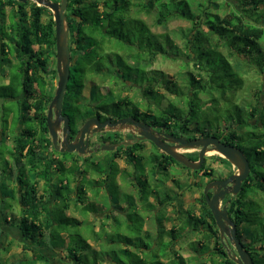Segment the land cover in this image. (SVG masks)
I'll use <instances>...</instances> for the list:
<instances>
[{"label":"trees","instance_id":"trees-1","mask_svg":"<svg viewBox=\"0 0 264 264\" xmlns=\"http://www.w3.org/2000/svg\"><path fill=\"white\" fill-rule=\"evenodd\" d=\"M6 4L12 8L8 16L9 25L5 23ZM28 4L29 0L25 3L0 0V34L3 38L10 37L9 42L3 45L9 46L11 51L14 49L19 59L12 69L11 82L0 86V95H23V100L17 101L19 109L14 123L18 122L22 111L21 118L27 125L23 134L15 135L13 147L4 141L0 142V146L6 148L4 155L8 153L15 156L18 164L22 163L23 158H27L18 170L19 179L22 184H26V189L6 191L4 184L0 186V222L3 220L13 230H18L24 241L23 247L33 253L32 259L21 264H33L40 259L48 260V251L59 254L63 250L66 251L63 257L70 264H132V259L125 261L119 256L116 247H112L111 243H115L117 239L136 246L139 250L137 252L141 254L144 249L149 251L151 255L148 258L145 254H137L140 261L146 258V262L142 261L141 264H191L176 249L178 241H174L182 235L190 239L184 249L200 254L189 258L192 263L236 264L228 256L227 243L220 239L216 220L204 193L197 199L200 201L198 212L195 210L196 204H192L185 211L181 209L179 214L182 216L171 217L170 228L165 226L164 220H159L160 230L157 235L161 239L157 248H154L152 242L157 235L154 236L147 230L144 236L151 239V242L138 243L125 232L110 234V230L104 226L99 232L86 218L81 220L68 216L66 210L72 205L79 208L84 216L99 211L96 201L81 205L84 191H77L75 196H71L72 191L61 189L36 191V185L28 182L31 173L38 168L40 171L36 175L39 178L49 180L51 176L50 164L38 159L40 148L38 149L32 136V129L39 128L42 141L40 145L48 147L44 144L49 139L45 136L48 131L47 111L55 91L48 74L53 72V78L58 75L57 70L50 64L51 56L56 55L53 13L48 7L36 3L30 7L29 12L26 10ZM155 10L156 24L163 27L176 17L186 19L191 24L190 27L178 31L186 39L185 46L188 50L181 56L184 57L183 66L187 67L190 63L187 59H191L196 67L189 75L184 73L182 85L163 75L159 80L147 71L146 65L158 55L179 56V47L173 44L168 34L159 36L153 33L157 38L152 43L151 26L142 15H149ZM121 11L123 16L120 15ZM66 13L70 25L69 45L74 53L64 97V111L71 118V126L86 116L82 104L85 100L84 88L89 78L100 77L111 84L103 92L94 79L91 81L92 101L102 104L103 108L117 106L121 109L133 106L137 111L140 102L121 95L126 86L143 90L146 96L154 97L158 102L162 96L156 89L159 85L177 97L184 98V107H179L177 101L171 100L167 107L157 108V114H151V118L164 124L176 136L188 137L193 133L190 139L199 135L222 137L223 141L243 150L250 161L251 173L243 181L238 195L233 198L229 214L234 217L237 236L253 257L254 263L264 264V106L233 100L243 85L242 75L247 68H253L259 74L264 73V0H69ZM45 14L48 18L43 21ZM127 18L133 19L138 25L137 28L130 26L126 32L119 30L118 21L123 23ZM6 27L11 28V31L6 30ZM163 38L166 40L163 41ZM34 45L40 48L34 49ZM221 48L227 50L228 56ZM133 74L134 79L131 77ZM116 96H120V99L115 104ZM259 99L260 93L257 101ZM188 154L193 159L198 157L197 151ZM216 158L227 160L220 155ZM157 159L152 153L150 162L154 166ZM174 161L173 157H167L168 165ZM4 163L3 176L13 171L8 162ZM103 166L107 172L110 171L103 183L118 193L111 178L119 168L113 160H105ZM61 167L58 174L60 182L64 178L71 181L81 172L78 165L67 169L61 162ZM202 170L204 176L213 175L211 168L203 167L200 171ZM164 174L166 180L171 179L170 172L166 169ZM173 181L178 187H183L179 179ZM91 184L96 187L95 182ZM95 193L97 199L98 191ZM148 193H139L141 201L146 200ZM155 194L159 192L155 191ZM166 194L165 198L169 200L170 191ZM53 198H56L54 203H49ZM121 199L130 204V207H122V201L117 202L115 207L126 213H123V220L113 217V212L107 215L108 219L114 221L112 229L143 232L144 218L135 210L133 197L124 194ZM5 201L10 206H14L15 201L19 213L5 215ZM57 205L59 206L55 211H59V214L55 216L54 206ZM147 206L151 208L153 204L148 203ZM74 226H77V232L72 229ZM130 226L135 228L131 229ZM192 234L197 235L196 238L191 237ZM74 236H78L79 241L67 245L65 239ZM89 236L97 243H102L107 238L103 243L109 244L106 247L102 244L101 249H98L88 241ZM165 236L169 239L165 240ZM133 251L127 252L136 253ZM1 260L2 257L0 264H8Z\"/></svg>","mask_w":264,"mask_h":264},{"label":"flooded vegetation","instance_id":"flooded-vegetation-1","mask_svg":"<svg viewBox=\"0 0 264 264\" xmlns=\"http://www.w3.org/2000/svg\"><path fill=\"white\" fill-rule=\"evenodd\" d=\"M3 1L5 2L7 0H3ZM17 1H21V0H17ZM1 17L2 16H0V19ZM9 24H10V19L8 17V21L6 25H9ZM6 30L10 32L11 28L9 29L6 27ZM1 35L2 34H0V72L4 74L5 71L7 70L8 74L7 73L4 74V78H6V80L0 81V86L9 84L11 82L12 69L18 64V61H19L17 52L14 51V49H12L11 51L9 46L3 45L5 42H9L10 37L3 38V36ZM69 43H70V33H69ZM73 53L74 51L71 50V63H72ZM11 57H14L13 61H11L12 60ZM56 63H57V60H56ZM49 75H53V72H50L48 76ZM93 79L95 80V78ZM91 81L92 79L89 78L84 88V91H85V89L87 88V84H90L89 94L84 93L85 100L83 101V104H82L84 105L82 110L84 114H86V116L81 118L76 125L71 126V118L64 111V108H65L64 100H63V107H62V114L69 117V133H67L68 142L78 143L80 149H83L84 152H80L78 150L69 152V151H61L60 149H58L53 142V137L50 134L49 128L45 135L49 139L48 141L44 143L45 145H48V147L47 146L42 147V145H40L42 141L40 140L39 128L32 129V133H33L32 136L36 140V145L38 146V149L40 148V150H38V153L40 154V157L38 159L42 160L43 163L48 162L50 164V168H51L50 175L51 176L49 180H46L43 177L39 178V176L36 175L40 171V168H38L37 171L32 172L31 175L29 176L30 178L34 177L35 182H32L30 178L28 179V182L36 185V189H35L36 191H58L61 189V191H72L71 196H75L77 194V191L79 190L84 191L83 197H82L83 202L81 203V205L85 206L88 203L96 201V203L98 204V207L100 208L99 200L102 199V196H104L103 192L105 191V189H107V187L105 186V182L103 183V179L107 178L108 177L107 174L110 172V171L108 172L106 171L107 164L105 168L106 170L103 169L104 167L103 164L105 160H109V161L113 160L115 161V164L119 168V171L114 173L113 177L111 178L112 179L111 181H113V183L115 184V187L118 190V194L120 198L123 197L124 194H128L133 197V202H134L133 206L135 210L139 211L144 218L143 232L146 231V230L144 231L145 213L149 214L153 211L155 215V220L157 221V228L159 232L160 230L159 220L160 219L164 220V217H165L164 212L166 209L165 206L167 205L169 201L175 198V196L172 195L171 191H170L171 197L169 200L165 198L167 194H163L162 198L160 197L161 195L160 191L165 190L167 188L166 186L167 181L164 178L165 176L164 170L166 169V171L168 172L173 170L176 173V169H183V170H188L191 172H202L203 174L204 170L202 171L200 170L203 167L207 168L206 163H205L206 157H205V161L203 163L202 168L199 170H193L191 168H188L176 160L174 162H171L168 165L167 157L170 155H168L163 150H161L153 141L143 138L139 134L140 128L136 125V123L138 122H143V123H147L151 125L153 128V131L161 139H164V136L166 133L175 135L174 133H172L171 130L167 129V127L164 124L159 123L158 121L153 120L151 118L150 101H147V98L144 96V100L146 104L142 106L140 103H138L137 111H135V108L133 106H129V108L124 107L121 109L118 108L117 106H108L106 108H103L102 104L92 101V95H91L92 82ZM56 86H55V90H56ZM54 95H55V91H54ZM23 98L24 97L22 94H20L19 96H15V97H8V96L0 95V142L4 141L7 145H10V147L14 146L15 135L23 134L27 126L21 118V116L23 115L21 114L22 111L20 112V119L18 120L17 123H14L18 115V113H16L15 108H17V111L19 109V104L17 103V101L23 100ZM7 100L15 101L17 103V107L5 108L4 102H6ZM118 101L119 99L115 101V104ZM49 106H48V111H49ZM48 111H47V114H48ZM54 119H56L55 109H54ZM89 120H97L98 124L93 123L90 127V130L85 133L84 137H82L81 134L79 135L80 130L83 127V125ZM104 122H106L105 125H103ZM64 125H65L64 121L61 120V127L63 128ZM200 136L201 135H199L198 137ZM64 138L65 136L61 129V131L59 130L58 132V145L60 147H62V142ZM219 138L223 141L222 137H219ZM7 139H11L10 144L7 143ZM171 145H174V143H171ZM181 150H184V149H180V151ZM194 151L198 152V157L196 159L191 158L188 152L186 153L183 151L181 152L185 153L186 156H188L189 158L193 160H198L199 159V149H196ZM152 153H154L158 157V159L155 161V166L152 164V162H150ZM6 155H9V154L6 153ZM12 158H13L12 163L9 161L7 162L10 164L13 171L9 174L5 173L3 176L4 171L0 170V186L1 184H4L6 186V191H24L26 189V184H22V181L19 179L18 170L23 165V162L27 161V158L26 157L23 158L21 164L17 163L15 156H13ZM61 162L64 163L67 169H71L75 165H78V167L81 168L80 174L74 177L73 179H71V181L68 178H64L60 182V178L58 174L60 173V169L62 168ZM152 166H154V173L152 172V169H153ZM162 167H164L165 169H163ZM233 173H230L226 175L225 177H216L214 175L206 176L208 179L206 184H208L209 182L215 181V180L226 179ZM123 177L126 178V180L128 181V185L130 187L129 190H127L126 188ZM174 179L176 178L173 177L170 180H174ZM92 182H95L96 187H94L91 184ZM54 183H56V185ZM230 185L231 184H228L227 188H229ZM153 189L154 191H152ZM204 189L205 187L203 188L202 193H204ZM223 189L224 187H221V190ZM131 190H134V191H131ZM215 190H216L215 188L211 189L209 191V194L211 193V196H212ZM96 191H98V194H99L97 199H96V193H95ZM155 191L159 192V194H155ZM144 192H149V193L147 194L146 200L141 201L139 197V193H144ZM235 196L236 195H232L230 192L226 193L225 198L221 202V206H224V205L227 206L228 212H229L230 204ZM152 198L153 200L157 202V205L153 203ZM199 198H201V194L199 195ZM49 201L51 202V199ZM160 201H162V203ZM175 202L178 203L177 201H174V203ZM138 203L141 204L140 208L136 206V204ZM148 203L153 204V207L151 208L148 207L147 206ZM121 204H122V207H125V206L130 207V204L128 205L126 201H122ZM199 204H200V201H199ZM199 204L197 206H199ZM177 206L181 207L183 211L187 209V208L184 209L182 207L183 205L181 204L180 206L179 203L177 204ZM181 209L179 208L177 209L178 213ZM98 212H101V211L99 210ZM98 212H95V213H98ZM110 212L111 211H109L108 213H105L103 211V213H105V216L110 215ZM120 213H126V211L124 212L121 211ZM230 216L232 219L234 218L232 215ZM100 224H101V229H100V232H101L103 229L102 226H106V225L103 222L102 223L100 222ZM164 224L167 227L165 221H164ZM111 230L112 228L110 229V231ZM156 237H157L156 240H154L152 243H154V245L157 246V244L160 242L161 237H158V235ZM220 239L226 242L227 244L228 243L230 244V239L228 237L224 236L222 238L220 235ZM174 242L177 243V240H175ZM197 255H200V254L193 252L191 250V253H188L187 257H192V256H197Z\"/></svg>","mask_w":264,"mask_h":264},{"label":"rangeland","instance_id":"rangeland-1","mask_svg":"<svg viewBox=\"0 0 264 264\" xmlns=\"http://www.w3.org/2000/svg\"><path fill=\"white\" fill-rule=\"evenodd\" d=\"M54 1H58L59 0H54ZM87 1H91V0H87ZM6 2V1H5ZM38 4L36 1L34 0H29V4L26 7V10L30 12V7L34 4ZM17 7L15 8L16 11ZM14 11V10H13ZM52 11V10H51ZM156 11H153L151 14L149 15H142V17L146 20V22L151 26V30H152V34L155 33L156 35H162V34H168L170 39L173 40V44H175L177 47H179V56L178 57H166L163 55H158L151 63L147 64L146 68L147 71L150 73V75L157 77L159 80L161 79V76H165L167 78L173 79L174 81H177L179 85H182V80H183V76L184 73H186L187 75H189V72L191 70L195 71L196 67L195 64L193 63V60L191 59H187L188 61H190L189 65L187 67L183 66L184 62H183V58L181 56H184L186 52H188V50L186 49V39L181 36V34L178 33V31L180 29H185L190 27V22L187 21L186 19L183 18H174L171 19L170 21L167 22V25L165 27H163L162 25H158L156 24ZM12 12V8L10 5L6 4L5 5V19H6V23L8 21V16L9 14ZM67 12V11H66ZM53 13V12H52ZM67 14V13H66ZM92 12H89V15H91ZM121 16H123L122 11L120 13ZM119 15V16H120ZM120 16V17H121ZM47 14L43 15L42 20L46 21L47 20ZM54 18V15H53ZM121 21V20H120ZM123 21V20H122ZM119 27L118 29L121 31L126 32L128 30V27H136V23L133 19L127 18L125 21H123V23H119ZM138 26V25H137ZM156 36L153 34L152 35V43L154 42V38ZM157 38V37H156ZM159 39H161V37H159ZM166 39L163 38V41H165ZM40 48V46L38 45H34V49H38ZM176 50V49H175ZM221 50L228 56V52L226 49H222ZM11 61L14 60V57H11ZM229 59H232L231 57H229ZM130 61L134 62L133 59H130ZM110 63V61H109ZM55 69H56V55L55 56H51V63H50ZM248 71V72H247ZM5 73L8 74V71L6 70ZM4 73V74H5ZM4 74H2L0 72V81H4L6 80V78H4ZM131 74V73H130ZM131 77L134 79V74L131 75ZM49 80L53 82V85L56 86L57 85V81H58V77L57 78H53L52 75L48 76ZM96 82L101 86V89L103 92H106V89L111 85L109 83V81L103 80L100 77H94ZM93 79V78H91ZM242 79H243V85L240 89H238L237 93L234 95L233 100L239 102V103H246V102H251L252 105H256L258 103V105L260 106H264V73L259 74L257 73L253 68H247L245 73H243L242 75ZM262 87V89H261ZM158 91H160V93L162 94L161 96V100L160 102H158L157 100H155L154 97L151 96H146L143 93V90H139L137 88H129L126 86L125 89L122 90V94L123 96H127L128 98L132 99L133 101L136 102H140V104L143 106L145 103L144 100V96L147 98V101H150V111L151 114L156 113V109L157 108H165L169 105V103L171 102V100H175L177 101V104L179 107H184V98H179L177 97L175 94L169 92L167 89L161 87V85L157 86L156 88ZM260 90H262L261 92H259ZM90 91V84H87V88L85 89V93L89 94ZM260 93V99L257 101V95H259ZM118 99H120V96H116L115 101H117ZM205 99V98H204ZM5 104V108L8 107H12L15 108L17 107V103L15 101H11V100H7L6 102H4ZM16 113H18L17 108H15ZM157 114V113H156ZM258 120V119H257ZM254 121H256V119H254ZM195 133V132H194ZM200 134V133H198ZM193 133H190L188 135L187 138L192 137ZM7 143L10 144L11 143V139H7ZM5 147L3 145L0 146V154H2L0 156V170L4 171L5 170V164L4 162H11L13 160V156L11 155H4L5 153ZM183 152H192L194 150L191 149H184L181 150ZM220 155L219 152H214L212 151H208L207 155H206V166L207 168H211L213 169V175L216 177H225L226 175L233 173L235 171H237V167H235L234 165H232L229 161L227 160H222V159H217L216 156ZM221 156V155H220ZM223 157V156H222ZM10 166V164H9ZM177 167V165H176ZM7 169V168H6ZM174 173V174H173ZM170 178H177L180 180V183L183 185L182 188L178 187L176 185V183L173 180H166V186L167 189L160 191V197H163V194H166L168 191L172 192V195L175 196V198L171 201H169L167 203V205L165 206V212H164V221L167 225L168 228H170L172 225L170 219L171 217H177L182 216V214L178 213V208L181 209V207H178L177 204L179 203L180 206L181 204L183 205L182 207L184 209L186 208H190L192 204H196V208L195 210L198 211V204H199V200H197L199 198V195L202 194L203 188L207 185V177L204 176L202 174V172H191L188 170H183V169H176V173L172 170L170 171ZM173 175V176H172ZM32 180V182H35L34 177L30 178ZM125 181V185L127 190H129V185H128V181L126 180V178H124ZM56 182V180H55ZM56 185V183H54ZM205 185V186H204ZM169 188V189H168ZM111 189L109 187H107V189H105V191L103 192L104 196H102V199H100V208L99 209L101 212L98 213H94V212H90L87 216H84V214L79 210V208L74 207L75 205H72L70 208H68L66 210V214L70 215V216H75L78 219H85L87 221H90L92 224L95 225V229L97 231L100 232L101 229V224L100 222L104 223L106 226H104L106 229L110 230L114 224L113 220H108L107 216H105V213H108L109 211L113 212V217H116V219H120L123 220V213H120L121 210L115 207V205L117 204V202L122 201V199L120 198L119 194L117 192H115L114 190H111L112 192H109ZM134 191V190H131ZM0 198H1V194H0ZM54 200H56V198H53L52 201L50 202L51 204H53ZM152 201L155 205H157V202L155 200ZM174 201H177L178 203H174ZM4 203V214L8 215V216H12L14 213H19L18 211V207L16 206V202L13 201V205L14 206H10L8 205L7 201H5ZM127 203V202H126ZM57 206H54V211L57 210ZM136 206L138 208H140L141 204L138 203L136 204ZM108 210V211H106ZM103 211L105 213H103ZM119 211V212H118ZM110 212V214H111ZM59 211H55V216H58ZM4 216V215H2ZM1 217V216H0ZM85 227V226H84ZM83 227V228H84ZM131 229L135 228V226H130ZM144 231L147 230V232H150L152 235L156 236L157 232H158V228H157V221L155 220V215L153 213V211L149 214L145 213V226H144ZM72 229L77 232V226L72 227ZM85 231H88V229H83ZM122 229H112L109 233L110 234H116V233H122L125 232V234H127L128 237L133 238V241L135 242H147L150 243L151 239L145 237V232H141V231H136V230H132V231H128V230H122ZM81 231V229H80ZM79 231V233H80ZM7 232H13L10 233L9 235L7 234ZM191 237L196 238L197 235L192 234L190 235ZM199 236V235H198ZM123 239V238H122ZM164 239L168 240L169 237L165 236ZM107 238L104 239L103 242H106ZM189 238H186L185 236H180L177 241L178 244L176 245V249H178V251L180 252V254L183 255V257L187 260L188 263L194 264V262L192 263L188 256V253H191V250H187L184 249L187 246V241H189ZM78 236H74V237H68L67 239H65V242L67 245H70L71 243H75L78 242ZM88 241L95 246L98 249H101L102 244H104V247L108 246V244L105 243H100V242H95L94 238H92L91 236L88 237ZM23 243L24 241L21 239V235L20 232L13 231V229L11 228V226L7 223L5 224H1L0 225V257H2L1 261H7L8 264H21L22 262H25L26 260H30L33 258V253L31 252V250H27L23 247ZM112 247H116L119 256H121L122 258H124L125 261L127 260H131L132 259V264H141L142 261L146 262V258L150 257V253L149 251H147V249H144L143 253L141 254V252H137L139 251L138 249H136V246L132 245V244H127V242L122 241L120 239L115 240V243H111ZM106 245V246H105ZM153 246V245H152ZM102 247L105 251V248ZM228 249L231 250L232 253L235 252V248L233 246H231L229 243L227 244ZM128 248V249H127ZM154 248H157L156 245H154ZM136 249V250H135ZM183 249V250H182ZM227 249V250H228ZM135 251L136 253H128L127 251ZM133 251V252H134ZM58 252H56L55 254H53V252L48 251V256L49 259L48 260H44V259H40L37 261H34L33 264H70V262L68 260H66L63 256L66 254V251H61L59 254H57ZM137 254L143 255L145 254L144 260H139V258H137ZM51 257V258H50ZM137 258V259H136ZM205 259V256L203 257V260ZM29 264V263H28ZM103 264H109L107 262H104ZM152 264V263H150Z\"/></svg>","mask_w":264,"mask_h":264},{"label":"water","instance_id":"water-1","mask_svg":"<svg viewBox=\"0 0 264 264\" xmlns=\"http://www.w3.org/2000/svg\"><path fill=\"white\" fill-rule=\"evenodd\" d=\"M21 1L26 2L27 0ZM34 1H36L38 5H43L52 10L55 20L56 69L58 73V82L55 95L50 103L47 114L48 128L53 137V142L58 149L69 152L74 150L84 152L83 149H80L78 143L68 142L67 133H69V117L62 114L63 100L68 87L71 66V49L69 45L70 25L66 14L69 0H60L59 2L54 0ZM54 109L56 119H54ZM61 120L65 123L63 128L61 127ZM97 122V120L87 121L81 128L79 135L81 134V136L84 137L85 133L90 130L91 125ZM105 124L106 122L103 123V125ZM136 125L140 128L139 134L143 138L153 141L161 150L188 168L193 170L201 169L208 151L212 150L220 152L221 156L237 167V171L226 179L209 182L205 186L204 195L214 215L221 237H228L230 239V244L235 248V253L233 254L231 250L228 249L229 257L236 264H255L253 257L249 251L243 247L241 240L237 236L236 223L229 215L227 206H221V202L225 198L226 193L230 192L232 195H237L241 190L243 181L250 175V161L243 150L233 144L223 142L217 136H200L188 139L186 137H177L173 134L166 133L164 139H161L153 131L151 125L143 122H138ZM61 129L65 136L62 147L58 145V132L59 130L61 131ZM171 143H174V145H171ZM180 149H199V159L193 160L189 158L185 153L181 152ZM228 184H231L229 188H227ZM221 187H224V189L221 190ZM213 188L216 190L212 196H209V191Z\"/></svg>","mask_w":264,"mask_h":264},{"label":"crops","instance_id":"crops-1","mask_svg":"<svg viewBox=\"0 0 264 264\" xmlns=\"http://www.w3.org/2000/svg\"><path fill=\"white\" fill-rule=\"evenodd\" d=\"M1 216V215H0ZM0 224H5L4 223V221L2 220L1 222H0ZM13 231H16L17 232V230L16 229H14ZM19 232V231H18ZM10 233H13V232H7V234L9 235Z\"/></svg>","mask_w":264,"mask_h":264},{"label":"bare ground","instance_id":"bare-ground-1","mask_svg":"<svg viewBox=\"0 0 264 264\" xmlns=\"http://www.w3.org/2000/svg\"><path fill=\"white\" fill-rule=\"evenodd\" d=\"M117 110V109H116ZM215 152V151H214ZM216 152H218V151H216ZM219 154H220V152H219ZM221 155V154H220ZM7 166V165H6Z\"/></svg>","mask_w":264,"mask_h":264}]
</instances>
